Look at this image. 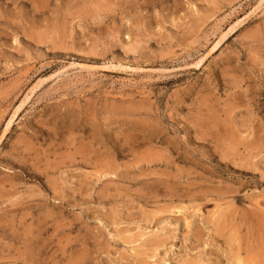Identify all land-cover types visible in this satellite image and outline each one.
Masks as SVG:
<instances>
[{"label": "rangeland", "instance_id": "obj_1", "mask_svg": "<svg viewBox=\"0 0 264 264\" xmlns=\"http://www.w3.org/2000/svg\"><path fill=\"white\" fill-rule=\"evenodd\" d=\"M263 218L264 0H0V264H161L195 227L264 264Z\"/></svg>", "mask_w": 264, "mask_h": 264}, {"label": "bare ground", "instance_id": "obj_2", "mask_svg": "<svg viewBox=\"0 0 264 264\" xmlns=\"http://www.w3.org/2000/svg\"><path fill=\"white\" fill-rule=\"evenodd\" d=\"M228 119V118H227ZM234 129V128H233ZM240 132V131H239ZM233 136V135H232ZM244 142V141H243ZM242 144V143H241ZM245 148V147H244ZM160 156V155H159ZM230 156V155H229ZM87 157V156H86ZM105 161V160H104ZM150 162V161H149ZM155 162V161H154ZM219 168V167H218ZM108 169V168H107ZM227 169V168H226ZM156 171V170H155ZM99 174V173H98ZM106 174H109L108 172H106ZM168 176V175H167ZM172 190V189H171ZM208 191V190H207ZM212 192V191H211ZM213 193V192H212ZM188 194V193H187ZM217 194V193H216ZM225 194V193H224ZM196 197V195H195ZM219 197V196H218ZM263 197V196H262ZM172 198V197H171ZM212 198V197H211ZM230 201V200H229ZM257 202V201H256ZM221 204V203H220ZM255 206V205H254ZM167 208V207H166ZM184 209V208H183ZM166 210V209H165ZM258 210V208H257ZM164 211V210H162ZM168 211V210H166ZM154 212V211H153ZM161 212V210H160ZM176 212V211H175ZM254 212V211H253ZM168 213V212H167ZM246 213V212H245ZM221 214V213H220ZM223 214V213H222ZM157 215V214H156ZM183 215V214H182ZM213 215V214H212ZM247 215V213H246ZM249 215V214H248ZM258 215V214H257ZM189 216V215H188ZM225 216V215H224ZM182 217V216H181ZM186 217V215H185ZM250 217V216H249ZM141 218V217H140ZM151 218V217H150ZM171 218V217H170ZM174 218V217H173ZM180 218V217H179ZM212 218V216H211ZM255 219V217H252ZM251 218V219H252ZM183 219V218H182ZM188 219V218H187ZM243 219V218H242ZM245 219V218H244ZM264 219V218H263ZM166 220V219H165ZM181 220V218H180ZM184 220V219H183ZM181 220V221H183ZM211 220V219H210ZM231 220V219H230ZM162 221V220H160ZM175 221V220H174ZM177 221V219H176ZM179 221V220H178ZM209 221V219H208ZM207 221V222H208ZM214 221V220H213ZM248 221V220H247ZM122 222V221H121ZM185 223V221H183ZM206 222V223H207ZM244 222V220H243ZM166 223V222H164ZM183 223V225H184ZM189 223V221H188ZM186 222V224H188ZM192 223V221H191ZM205 223V224H206ZM241 224V223H240ZM249 224V223H248ZM138 225V224H137ZM211 225V224H210ZM229 225V223H228ZM242 225V224H241ZM264 225V224H263ZM189 226V224H188ZM206 226V225H205ZM259 227V225H257ZM204 227V226H203ZM207 227V226H206ZM178 228L180 229V225H178ZM182 228V227H181ZM190 228V226H189ZM192 228V227H191ZM213 228L214 230L212 231V234H217L218 236L220 235V232L221 230L223 229V226H222V223L221 221H215L213 222ZM173 229V228H172ZM250 230V228H248ZM156 230V229H155ZM188 230V229H187ZM189 231V230H188ZM252 232V231H251ZM142 233V232H141ZM150 234V233H149ZM247 234V233H246ZM245 234V235H246ZM251 234V233H250ZM249 234V235H250ZM255 234V233H254ZM261 234V233H260ZM191 238L193 239V241L195 242V244L191 245L192 247L189 248L190 250L187 251L185 250L183 255H180V258L179 255H177V253L175 254L173 251L172 253L170 254H167V252L164 253V256L161 258V264H202V262L204 261V259L201 258H194V255L193 257L190 255V252H193L194 251V248L195 246L199 245V247L202 249V254H206L208 249H211L210 246L212 245V243L209 242V238H212L211 235H209L208 231H204L203 229L199 228V227H195V229L193 230L192 234H191ZM227 235V234H226ZM217 236V237H218ZM221 236V235H220ZM175 237V234L169 232V233H162V234H154L153 237L148 241V244L150 245L148 250H150V253L151 255H149V258H153L154 256L157 257V254H160V251L162 249V247H165V248H168L166 247V242L169 240V239H173ZM188 237V236H187ZM225 237V236H224ZM186 238V236H185ZM248 238V237H247ZM251 238V237H250ZM249 238V239H250ZM133 239V238H132ZM181 239V238H180ZM184 239V238H183ZM213 239V238H212ZM225 240V239H224ZM236 240V239H235ZM248 240V239H247ZM251 240V239H250ZM249 241V240H248ZM213 242V240H212ZM226 242V241H225ZM233 242V241H232ZM258 242L260 243V245L263 247V250H264V234L263 236H261L259 239H258ZM251 243V242H250ZM257 243V242H256ZM214 244V243H213ZM255 244V243H253ZM258 246V245H257ZM199 247L197 246L196 248L199 249ZM252 247V245L250 246ZM195 248V249H196ZM228 248V247H227ZM254 248V246H253ZM131 249V248H130ZM141 249V248H140ZM185 249V248H183ZM235 251L233 253H229L231 254L230 257H229V263L228 264H245L243 259L240 257V251H239V246H236L235 248ZM244 249V248H243ZM252 249V248H251ZM246 250L245 252L247 253L246 254V260L248 262V264H260L258 261H257V252H255L253 249L252 250ZM136 250V249H135ZM215 251V249H214ZM230 251V250H229ZM233 251V250H232ZM170 252V250H169ZM188 252V253H187ZM200 252V251H199ZM195 253V252H194ZM201 253V252H200ZM199 253V254H200ZM209 254H211V252H208ZM213 253V252H212ZM215 253V252H214ZM218 253V252H217ZM174 254V255H173ZM192 254V253H191ZM196 255V254H195ZM218 255V254H217ZM215 256V255H214ZM219 257V256H218ZM228 258V257H227ZM262 258V257H261ZM212 259V258H211ZM215 261V259H214ZM218 261V260H216ZM137 262V261H136ZM228 262V261H227ZM251 262V263H249ZM215 264H219V261L216 262ZM247 264V263H246Z\"/></svg>", "mask_w": 264, "mask_h": 264}]
</instances>
